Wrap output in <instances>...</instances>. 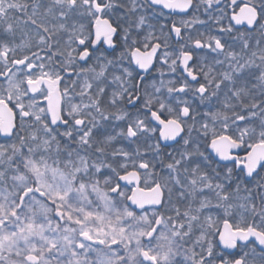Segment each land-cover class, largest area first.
Here are the masks:
<instances>
[{
  "label": "snow or ice",
  "instance_id": "6c2138e0",
  "mask_svg": "<svg viewBox=\"0 0 264 264\" xmlns=\"http://www.w3.org/2000/svg\"><path fill=\"white\" fill-rule=\"evenodd\" d=\"M0 264H264V0H0Z\"/></svg>",
  "mask_w": 264,
  "mask_h": 264
},
{
  "label": "flooded vegetation",
  "instance_id": "af4514ba",
  "mask_svg": "<svg viewBox=\"0 0 264 264\" xmlns=\"http://www.w3.org/2000/svg\"><path fill=\"white\" fill-rule=\"evenodd\" d=\"M237 3L240 4V5L242 6L243 3H244V0H237ZM236 10L239 11L238 8H237ZM229 12H231V9H229ZM201 18H202V19H205V20L207 19V17H206L205 15H203V9H201ZM197 27H198V28H201V29L203 30V26H199V25H198ZM77 99H78V98H77ZM157 135H158V133H157Z\"/></svg>",
  "mask_w": 264,
  "mask_h": 264
}]
</instances>
